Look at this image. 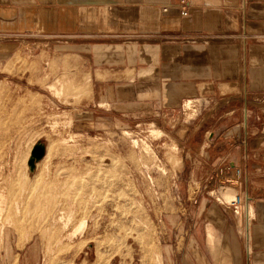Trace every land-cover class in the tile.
<instances>
[{
  "label": "rangeland",
  "instance_id": "rangeland-1",
  "mask_svg": "<svg viewBox=\"0 0 264 264\" xmlns=\"http://www.w3.org/2000/svg\"><path fill=\"white\" fill-rule=\"evenodd\" d=\"M149 42L0 37V264H166L170 229L196 216L198 196L231 210L220 199L236 174L219 168L200 182L180 139L208 102L165 109L145 91Z\"/></svg>",
  "mask_w": 264,
  "mask_h": 264
},
{
  "label": "crops",
  "instance_id": "crops-1",
  "mask_svg": "<svg viewBox=\"0 0 264 264\" xmlns=\"http://www.w3.org/2000/svg\"><path fill=\"white\" fill-rule=\"evenodd\" d=\"M26 32L148 36L145 91L165 109L208 102L180 139L197 180L225 168L240 199L228 211L198 196L196 216L170 229L166 264H264V0H0V37Z\"/></svg>",
  "mask_w": 264,
  "mask_h": 264
},
{
  "label": "bare ground",
  "instance_id": "bare-ground-1",
  "mask_svg": "<svg viewBox=\"0 0 264 264\" xmlns=\"http://www.w3.org/2000/svg\"><path fill=\"white\" fill-rule=\"evenodd\" d=\"M192 103L190 104L189 103V105H188V109L189 110H191L193 107H192ZM188 111V110H187ZM156 125V124H155ZM155 125H154V127H155ZM153 127V129H154V133H153V135L154 134H157V133H155V132H162V131H160L158 128L156 129V128H154ZM151 131H153V130H151ZM158 136V135H157ZM149 151V150H148ZM226 189V191L225 192H222L221 194H222V199H220V201L221 202H224V203H231L232 201H234V200H236L237 199V196H236V194L238 193L237 192V187H227V188H225ZM228 190V191H227ZM236 198V199H235ZM2 200V199H1ZM2 204V203H1ZM1 208V207H0ZM2 209V208H1ZM0 209V210H1ZM1 212V211H0ZM1 215V214H0ZM2 217V216H1ZM4 217V216H3ZM62 219V218H61ZM60 219V220H61ZM59 221V220H58ZM62 221V220H61ZM66 225V224H65ZM85 227H86V222L85 221H82L77 227H76V229H75V231L73 232V233H71V234H69V236H68V238L69 239H72V238H74V237H76L78 234H80V233H82L83 231H84V229H85ZM212 228V227H211ZM210 228V229H211ZM210 231V230H209ZM2 232V231H1ZM4 232V231H3ZM213 235V234H212ZM211 235V236H212ZM211 238V237H210Z\"/></svg>",
  "mask_w": 264,
  "mask_h": 264
},
{
  "label": "water",
  "instance_id": "water-1",
  "mask_svg": "<svg viewBox=\"0 0 264 264\" xmlns=\"http://www.w3.org/2000/svg\"><path fill=\"white\" fill-rule=\"evenodd\" d=\"M46 151H47V146L44 142L40 141L34 145L28 162L30 171L32 172L34 171L37 162H39L46 155Z\"/></svg>",
  "mask_w": 264,
  "mask_h": 264
},
{
  "label": "built area",
  "instance_id": "built-area-1",
  "mask_svg": "<svg viewBox=\"0 0 264 264\" xmlns=\"http://www.w3.org/2000/svg\"><path fill=\"white\" fill-rule=\"evenodd\" d=\"M182 14H183V15H187V14H188V11H187L186 9H183V10H182ZM239 201H240V199L237 197V199L234 200V201H232V202H239ZM232 202H231V203H228V204L231 205Z\"/></svg>",
  "mask_w": 264,
  "mask_h": 264
}]
</instances>
